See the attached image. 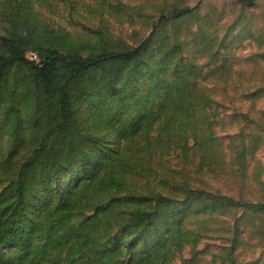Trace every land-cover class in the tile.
Here are the masks:
<instances>
[{
	"label": "rangeland",
	"instance_id": "374dc122",
	"mask_svg": "<svg viewBox=\"0 0 264 264\" xmlns=\"http://www.w3.org/2000/svg\"><path fill=\"white\" fill-rule=\"evenodd\" d=\"M150 31L140 57L59 77L72 134L82 149L101 151L93 176L77 156L59 158L71 163L61 181L71 192L92 179L86 192L108 207L151 193L167 199L147 227L146 249L155 246L159 264H264V207L250 206H264V0H0V34L29 37L30 61L46 47L83 56L127 51ZM56 98L26 65L8 68L0 191L36 147L50 144ZM200 129L204 138L193 136ZM34 184L39 198L48 192ZM37 207L40 217L43 203ZM19 251L1 247L0 264Z\"/></svg>",
	"mask_w": 264,
	"mask_h": 264
},
{
	"label": "trees",
	"instance_id": "16d2710c",
	"mask_svg": "<svg viewBox=\"0 0 264 264\" xmlns=\"http://www.w3.org/2000/svg\"><path fill=\"white\" fill-rule=\"evenodd\" d=\"M182 12L177 11L174 16L178 17ZM152 34L150 31L130 50L97 55L62 54L55 48L46 47L40 50L36 61L24 57L30 47L29 37L0 34V85L12 64L26 65L40 88L51 96L56 95L59 113L50 144L36 147L21 164L18 178L0 191V248L14 246L20 249L16 257H8L7 264H159L156 257H151L157 252L155 246L148 251L146 244L152 237L148 224L155 222L163 202L160 200L164 199L161 194L133 197L132 204L127 207L126 201L116 200L114 206L108 207L101 203L102 199H94L86 192L94 183L90 178H82L80 183L73 179L71 182L75 186L71 192L66 190L61 175L65 166L69 169L71 163L64 166L59 162V158L77 156L79 165L90 175L101 161L100 150L82 149L72 134L71 98L64 85L58 86L59 77L75 78L89 68L109 61L138 58L148 50ZM31 40L30 44L34 45V39ZM177 136L186 142L190 134L181 130ZM193 136L204 138L201 129ZM31 180L43 182L48 192L39 198L37 184L33 186ZM38 201L44 206L40 217L35 216ZM250 206L255 210L264 207L261 204ZM90 210L91 214L88 213ZM170 227L171 223L166 227V241L172 235Z\"/></svg>",
	"mask_w": 264,
	"mask_h": 264
},
{
	"label": "built area",
	"instance_id": "2783aa9c",
	"mask_svg": "<svg viewBox=\"0 0 264 264\" xmlns=\"http://www.w3.org/2000/svg\"><path fill=\"white\" fill-rule=\"evenodd\" d=\"M36 54L35 53H33V52H30L29 53V59H31V60H36Z\"/></svg>",
	"mask_w": 264,
	"mask_h": 264
}]
</instances>
